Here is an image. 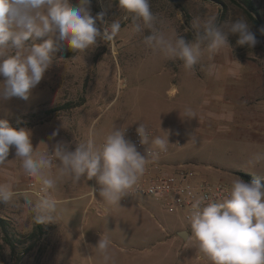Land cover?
I'll use <instances>...</instances> for the list:
<instances>
[{
	"label": "rangeland",
	"instance_id": "obj_1",
	"mask_svg": "<svg viewBox=\"0 0 264 264\" xmlns=\"http://www.w3.org/2000/svg\"><path fill=\"white\" fill-rule=\"evenodd\" d=\"M252 1L260 27L231 0H150L156 16L153 27L173 40H193L202 30L194 21L210 16L217 17L218 25L244 17L255 33L254 48L240 46L237 36H229L230 46L203 50L187 69L178 58L146 45L144 37L152 29L134 21V14L120 9L118 0H91L92 15L104 13L103 22L96 24L101 35L116 20L121 31L110 41L98 38L83 52L72 50L66 41L60 44L53 65L29 99H0V119L14 128L26 124L36 155L51 153L58 141L74 150L87 141L94 121L98 146L116 128L143 123L154 136L169 138L162 163L186 164L199 173L200 182H221L230 188L239 172L264 178V160H254L256 154H264V0ZM70 3L76 6L78 0ZM135 23L143 31H135ZM54 131L59 134L53 138ZM49 175L56 180L50 191L59 201L54 220L42 223L44 236L20 246L22 252L35 245L20 257L0 235V264H105L95 249L102 235L111 241L109 264H211L198 251L194 235L183 240L176 232L186 228L191 233L182 213L169 212L149 197L107 204L99 196L91 205V179L74 182L70 174L61 176L58 160ZM30 182L11 147L8 161L0 164V184H10L16 195L0 201V218L22 235L36 225L39 196Z\"/></svg>",
	"mask_w": 264,
	"mask_h": 264
},
{
	"label": "clouds",
	"instance_id": "obj_2",
	"mask_svg": "<svg viewBox=\"0 0 264 264\" xmlns=\"http://www.w3.org/2000/svg\"><path fill=\"white\" fill-rule=\"evenodd\" d=\"M118 5L133 13L134 21H143V27L152 29L144 37L146 45L178 58L187 69L197 63L203 50L212 52L230 46L229 36H237L236 43L240 46L254 48L258 43L244 17L230 18L222 25H218L216 16L202 22L197 20L194 25L202 30L196 32L193 40L183 36L173 40L153 27L156 16L150 0H118ZM98 20L103 22L104 13L94 17L91 0H78L76 6L70 0H0V99H29L31 91L53 65L58 46L65 41L72 50L83 52L96 45L98 38L110 41L121 31V22L116 20L106 25L101 35L96 26ZM143 27L134 24L137 32L143 31ZM44 37L47 39L42 43H27ZM95 123L87 141L77 144L74 150L67 142L58 141L51 153L36 155L31 131L25 127L17 130L0 119V164L8 161L10 148L14 146L24 171L41 185L33 217L35 224L54 220L57 212L59 201L50 191L55 189L56 180L49 175L54 160L59 161L61 176L70 174L74 182L85 176L89 180L96 178L102 202L118 204L143 176L149 157H156L152 147L163 151L169 144V138L154 136L142 123L136 131L142 144L151 145L148 158L125 139L122 129L116 128L98 146L94 139ZM58 134L54 131L52 137ZM254 160H264V154H256ZM15 195L10 184H0V201L8 202ZM202 199L192 203L189 215L198 251L211 264H264V186L258 180L247 182L236 176L226 197L203 206ZM110 244V239L102 235L95 247L105 264L111 260Z\"/></svg>",
	"mask_w": 264,
	"mask_h": 264
},
{
	"label": "built area",
	"instance_id": "obj_3",
	"mask_svg": "<svg viewBox=\"0 0 264 264\" xmlns=\"http://www.w3.org/2000/svg\"><path fill=\"white\" fill-rule=\"evenodd\" d=\"M136 130L137 128L133 127L125 128V139L133 142L138 152L148 158L151 146L141 143V138ZM151 151L157 154L156 157L154 159L149 157L143 176L122 196L123 202L138 197H149L161 203L169 212L182 213L184 220L190 224L191 205L196 199L203 198V206L209 201L221 200L227 196V191L230 188L226 184L200 182L198 180L199 173L186 164H163L162 158L167 155L166 150L152 148ZM30 178V187L39 196L41 185L34 178ZM91 182L92 189L88 196L90 204L95 205L101 186L96 178H92Z\"/></svg>",
	"mask_w": 264,
	"mask_h": 264
},
{
	"label": "trees",
	"instance_id": "obj_4",
	"mask_svg": "<svg viewBox=\"0 0 264 264\" xmlns=\"http://www.w3.org/2000/svg\"><path fill=\"white\" fill-rule=\"evenodd\" d=\"M170 1L176 3V0H170ZM231 1L234 4L241 6L245 10V12L248 14L250 19L254 22V24L260 27L262 22H261L259 10L258 8H256L252 0H231ZM54 111H57V109ZM54 111H50V112H54ZM24 125L26 124L22 123L16 129L18 130L20 127H24ZM237 174L240 178L244 179L247 182L258 180L261 183V185L264 186V178L258 175L248 174L244 172H239ZM46 232L47 231L44 225L40 223V224L35 225L33 231L30 234L22 235L21 233L17 231V229L11 224L9 220L0 218V235L4 239L5 243L9 246L14 256L20 257L23 254L30 253L35 247L34 244L28 245L26 248H24L25 250L22 252L19 250L20 246L23 244H26L27 239L28 240L36 239L37 237L44 236Z\"/></svg>",
	"mask_w": 264,
	"mask_h": 264
},
{
	"label": "water",
	"instance_id": "obj_5",
	"mask_svg": "<svg viewBox=\"0 0 264 264\" xmlns=\"http://www.w3.org/2000/svg\"><path fill=\"white\" fill-rule=\"evenodd\" d=\"M178 235L183 239V240H187V235L190 236V233L188 230H183L178 232Z\"/></svg>",
	"mask_w": 264,
	"mask_h": 264
},
{
	"label": "crops",
	"instance_id": "obj_6",
	"mask_svg": "<svg viewBox=\"0 0 264 264\" xmlns=\"http://www.w3.org/2000/svg\"><path fill=\"white\" fill-rule=\"evenodd\" d=\"M200 176V175H199ZM199 176H198V178H199ZM190 226H191V224H189ZM184 229H186V228H181V229H177L176 230V232L178 233V232H180L181 230L183 231ZM188 230V229H187ZM190 233V232H189ZM190 236H191V239L193 238V236H192V234L190 233Z\"/></svg>",
	"mask_w": 264,
	"mask_h": 264
}]
</instances>
